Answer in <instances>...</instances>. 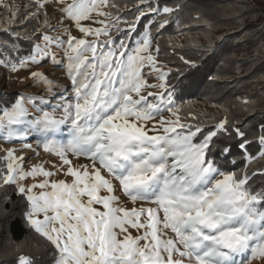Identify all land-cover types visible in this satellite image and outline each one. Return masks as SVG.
<instances>
[{"label":"snow or ice","instance_id":"6c2138e0","mask_svg":"<svg viewBox=\"0 0 264 264\" xmlns=\"http://www.w3.org/2000/svg\"><path fill=\"white\" fill-rule=\"evenodd\" d=\"M0 7V68L9 83L43 86L0 104V141L21 145L0 147V218L18 215L43 241L33 251L9 236L11 264L264 260V167H253L264 162V115L251 124L225 105H214L219 118L196 112L185 97L201 60L177 57L175 44L161 56L189 0ZM30 140L55 159L29 165Z\"/></svg>","mask_w":264,"mask_h":264},{"label":"trees","instance_id":"16d2710c","mask_svg":"<svg viewBox=\"0 0 264 264\" xmlns=\"http://www.w3.org/2000/svg\"><path fill=\"white\" fill-rule=\"evenodd\" d=\"M14 2L23 5L28 0ZM177 2L182 0H167L169 4ZM189 3L194 9L181 14V29L173 23L160 37L161 56H170V45L175 44L177 57L185 55L201 60L200 72L185 97L196 112L219 118L224 111L214 105H225L233 117L255 124L264 115V0H189ZM194 11L202 16L198 23L189 18ZM7 15L0 7V26H6ZM185 24L190 27L184 28ZM210 44L216 55L209 60L201 56V51ZM1 74L9 83L3 68ZM217 76L220 79H211ZM14 93L0 91V104ZM236 97L250 100L247 110ZM253 167H264V162H255ZM9 236L17 242L26 241V249L43 251V241L24 229L18 215L0 218V264H11L5 254L13 246Z\"/></svg>","mask_w":264,"mask_h":264},{"label":"rangeland","instance_id":"374dc122","mask_svg":"<svg viewBox=\"0 0 264 264\" xmlns=\"http://www.w3.org/2000/svg\"><path fill=\"white\" fill-rule=\"evenodd\" d=\"M26 74V73H25ZM150 83H154L155 81H149ZM61 83H63V81L61 80ZM41 88H22L19 80H15V82L12 83H6V78L3 76V74L0 75V91H5V92H17V91H27V92H40L42 90ZM29 143H31L32 145V150H25L24 152L20 153L22 155H27L30 157V159L28 160V164H32L35 162H38L40 160L43 161H51L54 160V157H50L47 153H45L41 148H37V142L35 140H30ZM0 147L3 148H7V147H16L17 149H19L21 147V145L19 144H7L4 143L2 141H0ZM36 153H39V155L37 156ZM81 163L84 162L83 159H81L80 161ZM46 167H50V164L45 165ZM129 207H131V205H129ZM133 234L135 235V231L133 230ZM250 264H264V260H259V259H252L250 261Z\"/></svg>","mask_w":264,"mask_h":264}]
</instances>
